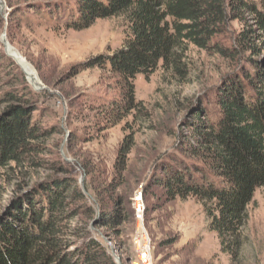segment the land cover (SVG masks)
Instances as JSON below:
<instances>
[{
	"label": "rangeland",
	"instance_id": "374dc122",
	"mask_svg": "<svg viewBox=\"0 0 264 264\" xmlns=\"http://www.w3.org/2000/svg\"><path fill=\"white\" fill-rule=\"evenodd\" d=\"M2 1L0 111L7 108L1 101L6 93L31 97L33 118L49 134L40 141L38 166L12 164L0 170V217L16 199L68 179L86 195L91 207L95 200L104 202L110 211L120 206L119 225L90 222L91 236L117 264H140L138 248L145 237L152 243L154 264H264V187L257 190L248 208V240L233 262L222 252L197 199H168L164 190L153 185L166 164L194 163L183 153L190 143L187 122L197 110L216 117V92L249 60L264 61V44L258 45L256 56L248 52L235 60L214 50L187 46L188 73L180 76L159 66L149 77L138 76L134 83L137 107L128 114L121 106L123 90L117 75L109 65L100 64L121 48L127 31L125 18L97 20L86 30L74 31L46 15L11 12L32 0ZM59 1L73 5L72 0ZM242 30L239 23L231 22L215 43L235 49ZM4 40L36 73L37 85L7 52ZM138 193L143 194L145 204L143 224L136 218Z\"/></svg>",
	"mask_w": 264,
	"mask_h": 264
},
{
	"label": "trees",
	"instance_id": "16d2710c",
	"mask_svg": "<svg viewBox=\"0 0 264 264\" xmlns=\"http://www.w3.org/2000/svg\"><path fill=\"white\" fill-rule=\"evenodd\" d=\"M72 3L67 7L59 0H32L10 7L11 12L46 15L74 31L86 30L97 20L125 18L127 31L121 48L100 64L109 65L117 75L123 90L121 106L128 114L137 107L134 83L138 76L149 77L159 66L180 76L188 73L187 46L214 50L235 60L248 52L256 56L258 45L264 44V0ZM23 7L27 10L22 11ZM231 22L243 27L235 49L215 43ZM246 64L216 92L215 118L197 110L187 122L190 143L183 153L194 163L166 164L153 182L168 199H197L210 231L233 262L248 240V208L257 190L264 187V61L252 59ZM1 101L7 108L0 111V170L12 164L38 166L35 158L42 152L40 141L49 130L33 118L34 99L9 92ZM128 148H123L124 155ZM31 196L12 202L0 217V264H117L91 236L90 222L103 227L119 225L120 206L110 211L104 202L95 200L91 207L86 195L68 179L43 185Z\"/></svg>",
	"mask_w": 264,
	"mask_h": 264
},
{
	"label": "built area",
	"instance_id": "2783aa9c",
	"mask_svg": "<svg viewBox=\"0 0 264 264\" xmlns=\"http://www.w3.org/2000/svg\"><path fill=\"white\" fill-rule=\"evenodd\" d=\"M134 202L136 218L141 224H143L145 216V204L143 200V194L138 193ZM136 243L139 245V242L136 241ZM152 249L153 248L150 239L148 237H145V241L142 242V244H140L138 248L140 264H154Z\"/></svg>",
	"mask_w": 264,
	"mask_h": 264
},
{
	"label": "bare ground",
	"instance_id": "6f19581e",
	"mask_svg": "<svg viewBox=\"0 0 264 264\" xmlns=\"http://www.w3.org/2000/svg\"><path fill=\"white\" fill-rule=\"evenodd\" d=\"M1 3V1H0ZM2 4V3H1ZM11 52L10 54L13 56V58L16 60V62L18 63V65L21 67V69L24 71V73L26 74V76L29 78V81L33 84V85H37L38 78L36 73L33 71V69L28 65L27 62L24 61V59L11 47H7V52Z\"/></svg>",
	"mask_w": 264,
	"mask_h": 264
},
{
	"label": "water",
	"instance_id": "95a60500",
	"mask_svg": "<svg viewBox=\"0 0 264 264\" xmlns=\"http://www.w3.org/2000/svg\"><path fill=\"white\" fill-rule=\"evenodd\" d=\"M1 1V3H0V9H1V11H3L4 10V3H3V1L2 0H0ZM4 43H5V47H6V49H7V47H8V44L5 42V40H4ZM17 200V199H16Z\"/></svg>",
	"mask_w": 264,
	"mask_h": 264
}]
</instances>
